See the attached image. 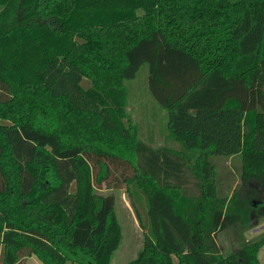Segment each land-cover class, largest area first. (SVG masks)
Masks as SVG:
<instances>
[{
  "label": "trees",
  "instance_id": "16d2710c",
  "mask_svg": "<svg viewBox=\"0 0 264 264\" xmlns=\"http://www.w3.org/2000/svg\"><path fill=\"white\" fill-rule=\"evenodd\" d=\"M144 64L181 152L137 137ZM235 154L249 186L221 196L212 156ZM120 182L146 229L125 264H261L264 234L228 254L215 235L264 215V0H0L2 264H110L123 228L97 189Z\"/></svg>",
  "mask_w": 264,
  "mask_h": 264
},
{
  "label": "rangeland",
  "instance_id": "374dc122",
  "mask_svg": "<svg viewBox=\"0 0 264 264\" xmlns=\"http://www.w3.org/2000/svg\"><path fill=\"white\" fill-rule=\"evenodd\" d=\"M149 65L141 66L135 79L127 80L128 104L127 109L131 116V122L135 127L137 137L149 143L153 147H166L176 152L183 151V146L175 140L168 128V112L153 97L149 88ZM82 85L88 88L91 81L84 78ZM215 164L218 193L221 196L230 195L233 190H247L248 184H244L241 178V160L238 154L235 155H213ZM190 190L198 194L196 187L191 186ZM99 193H113L116 196V213L123 228V240L111 258L110 264H125L136 258L143 248L146 237V229L139 222L136 209L143 212V208L134 196L127 189L124 182L116 183L111 189H97ZM264 192H258L254 196L253 203L258 205ZM260 211L264 208L259 209ZM264 234V215L256 219L248 229L234 227L224 233H217L215 239L221 251L228 254L230 244L238 246L246 244ZM232 241V242H230ZM261 264H264V245L258 253ZM24 264H44L36 255L23 259ZM22 262V261H21ZM3 263V249L0 252V264Z\"/></svg>",
  "mask_w": 264,
  "mask_h": 264
},
{
  "label": "flooded vegetation",
  "instance_id": "af4514ba",
  "mask_svg": "<svg viewBox=\"0 0 264 264\" xmlns=\"http://www.w3.org/2000/svg\"><path fill=\"white\" fill-rule=\"evenodd\" d=\"M254 204V203H253ZM254 206H256L255 204H254Z\"/></svg>",
  "mask_w": 264,
  "mask_h": 264
},
{
  "label": "water",
  "instance_id": "95a60500",
  "mask_svg": "<svg viewBox=\"0 0 264 264\" xmlns=\"http://www.w3.org/2000/svg\"><path fill=\"white\" fill-rule=\"evenodd\" d=\"M255 204V203H254Z\"/></svg>",
  "mask_w": 264,
  "mask_h": 264
}]
</instances>
